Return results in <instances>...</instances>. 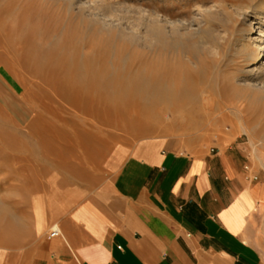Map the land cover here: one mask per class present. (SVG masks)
<instances>
[{
  "label": "rangeland",
  "instance_id": "1",
  "mask_svg": "<svg viewBox=\"0 0 264 264\" xmlns=\"http://www.w3.org/2000/svg\"><path fill=\"white\" fill-rule=\"evenodd\" d=\"M95 1L117 29L101 32L78 0H0V246L21 229V200L69 181H100L118 149L163 139L194 156L239 139L254 159L264 158V92L238 85L245 40L233 41L237 29L226 16L205 24L215 27L208 48L168 36L167 48L157 49L150 38L156 14L191 22L222 2L247 8L251 21L264 13V0ZM205 97L215 102L203 105ZM236 110L250 133L239 129Z\"/></svg>",
  "mask_w": 264,
  "mask_h": 264
},
{
  "label": "crops",
  "instance_id": "2",
  "mask_svg": "<svg viewBox=\"0 0 264 264\" xmlns=\"http://www.w3.org/2000/svg\"><path fill=\"white\" fill-rule=\"evenodd\" d=\"M108 165L94 184L21 200L0 264H264V158L239 139L194 156L146 140Z\"/></svg>",
  "mask_w": 264,
  "mask_h": 264
},
{
  "label": "bare ground",
  "instance_id": "3",
  "mask_svg": "<svg viewBox=\"0 0 264 264\" xmlns=\"http://www.w3.org/2000/svg\"><path fill=\"white\" fill-rule=\"evenodd\" d=\"M78 1H79L78 2L79 12L82 15H86V16L90 17L91 20L94 23H96L97 26L100 27L101 32H104L106 30H112L115 28L117 29L119 27V25L116 24V21L113 20L114 16L112 17V15L107 14L106 13L107 11L103 12L104 4L101 1L100 2H98V1L93 2L94 0L93 1H91V0H78ZM220 4L214 6L210 9H208V7H207L208 10L205 8V10L201 12L202 18L201 19L199 18L200 20H196L195 18H192L195 20H193V21L190 20L191 22H186V21H182V20L174 22V21H170L167 18L160 16L159 14L152 16V19H151L152 26L150 24V26H151L150 27L151 28L150 29V36L151 37L150 38L153 39L152 45L157 49H161L162 47L167 48L168 41L166 38H168V36H169V38L171 37V38L178 39V41H175V40L174 41L177 42V44L180 46L185 47L186 46L185 45L186 40H188L187 42H189V39L192 40V39L197 38L200 41L199 44H200L201 48H203V47L208 48V47H210L209 45L214 44L213 43L214 41H212V40L214 39L213 32H215V30H214L215 27L214 26H208L207 28H205V24L207 23V21H210L211 23H213L214 20L216 19L215 16L217 14L221 13L222 15L226 16L227 22L230 23L231 25H233V27L235 29H237V33L233 36V41L236 40L237 35L241 36L240 38H242V42L244 40L246 41V42L244 41V43H242L241 46L238 47L239 49L237 50V55L239 56V58L241 60L240 64L242 66H247V68L248 67L249 68L248 69L246 68L243 70V74H245V76L239 78V80H238L239 84L238 85L245 87L247 90L264 92V20L263 19L261 20V16L264 15V13L262 14L261 11L257 10V12L255 13V18L251 21H248L247 20L248 19L247 14L249 13V10L247 8L241 7V6L238 7L236 5L235 9L229 10L227 6L220 5ZM225 34H226V32H225ZM212 36H213V38H212ZM215 36H216V34H215ZM223 40H225V38H223ZM170 41H172V40H170ZM215 44L217 46L219 44V46H220L221 42L217 40V42ZM172 51H174V50H172ZM95 99L89 100V101H91L90 102L91 105H93L92 103H95V101H97ZM158 100H159V98H158ZM89 101H86V102H88V104H89ZM214 102H215V100L212 98H206L205 97L202 99L203 105L213 104ZM177 103H178V101L173 102V104H177ZM159 113H160V111H159ZM202 114L199 115V118H203L202 120L206 119L205 115L204 114L202 115ZM233 114H235V116L237 117L239 129L243 132L250 133L249 129L244 128V121L245 120H243L240 117L243 113L240 110H236L235 112H233ZM102 118H104V117H102ZM156 119H157V124L160 125L161 124L160 122H162L161 117L159 115H157ZM171 121H172L171 124L173 126L178 125L177 116H174ZM207 123H208V120H207ZM152 129H154L153 132H157L158 130H160L159 127L158 128L156 127V129L152 127ZM65 134L66 133H63L64 136H66ZM89 137H91V136H89ZM255 151H257L256 148H255Z\"/></svg>",
  "mask_w": 264,
  "mask_h": 264
},
{
  "label": "built area",
  "instance_id": "4",
  "mask_svg": "<svg viewBox=\"0 0 264 264\" xmlns=\"http://www.w3.org/2000/svg\"><path fill=\"white\" fill-rule=\"evenodd\" d=\"M59 237H61L60 232L57 228L54 227L52 231L50 232L48 239L51 240V239H55Z\"/></svg>",
  "mask_w": 264,
  "mask_h": 264
}]
</instances>
